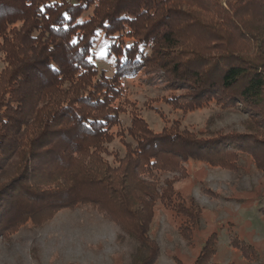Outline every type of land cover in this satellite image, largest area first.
Listing matches in <instances>:
<instances>
[{
    "label": "trees",
    "instance_id": "obj_1",
    "mask_svg": "<svg viewBox=\"0 0 264 264\" xmlns=\"http://www.w3.org/2000/svg\"><path fill=\"white\" fill-rule=\"evenodd\" d=\"M99 33L110 40V73L93 59ZM0 56V235L85 205L132 243L128 264H154L155 208L174 215L187 242L202 214L164 174L190 159L235 169L241 153L264 172V0H0ZM146 66L186 91V109L240 111L244 131H154L133 111L122 123L121 79ZM259 212L264 219V204ZM217 238L191 264H220ZM229 243L257 255L235 235Z\"/></svg>",
    "mask_w": 264,
    "mask_h": 264
},
{
    "label": "rangeland",
    "instance_id": "obj_2",
    "mask_svg": "<svg viewBox=\"0 0 264 264\" xmlns=\"http://www.w3.org/2000/svg\"><path fill=\"white\" fill-rule=\"evenodd\" d=\"M109 42L101 33L96 36L93 59L99 69L110 73L113 57L107 55ZM162 75L146 66L137 75L121 79L124 94L118 116L122 123L128 124L133 111L154 131L171 124L212 134L244 131L246 116L236 109L214 105L184 108V100L178 96L186 91L170 89ZM172 95L176 102L170 101ZM111 148L122 150L117 140ZM182 166L181 173L163 177L175 178V188L202 207L200 225L194 231L193 241L187 242L178 232L174 215L157 206L149 228L159 246L154 264H191L212 232L218 234L214 262L264 264V219L259 212L264 204V172L245 153L240 154L235 169L191 159ZM47 215H37L38 221L27 220L0 235V264H128L132 243L118 238V226L94 208L79 205ZM232 235L252 244L256 257L246 259L232 248Z\"/></svg>",
    "mask_w": 264,
    "mask_h": 264
}]
</instances>
